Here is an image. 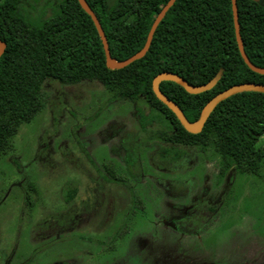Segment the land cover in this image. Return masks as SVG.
Masks as SVG:
<instances>
[{
  "label": "rangeland",
  "instance_id": "374dc122",
  "mask_svg": "<svg viewBox=\"0 0 264 264\" xmlns=\"http://www.w3.org/2000/svg\"><path fill=\"white\" fill-rule=\"evenodd\" d=\"M52 3L22 11L41 25ZM110 97L98 80L44 82L0 158V264H264V165L220 174V155L195 146L156 163L161 126L141 131L132 102Z\"/></svg>",
  "mask_w": 264,
  "mask_h": 264
},
{
  "label": "trees",
  "instance_id": "16d2710c",
  "mask_svg": "<svg viewBox=\"0 0 264 264\" xmlns=\"http://www.w3.org/2000/svg\"><path fill=\"white\" fill-rule=\"evenodd\" d=\"M32 1H35L34 3ZM0 0V158L12 147L20 125L42 108V86L49 78L63 83L98 80L111 100L133 102L141 128L157 122L156 137L166 159L182 155L184 146L213 148L222 172L258 173L264 165V92L245 90L222 100L201 132L185 129L177 115L154 93V77L172 71L201 87L190 93L172 80L160 88L190 121L226 88L244 82L264 84V73L244 61L236 39L231 0H177L159 23L147 53L121 68L107 66L100 34L79 0H48L52 12L32 24L23 7L38 0ZM98 16L111 55L125 60L145 45L154 19L168 0H86ZM244 47L249 59L264 68V0H237ZM44 16V14H43ZM144 101L147 111L141 104ZM130 152V151H129ZM127 153L126 161L130 153ZM76 189L66 200L74 198Z\"/></svg>",
  "mask_w": 264,
  "mask_h": 264
},
{
  "label": "water",
  "instance_id": "95a60500",
  "mask_svg": "<svg viewBox=\"0 0 264 264\" xmlns=\"http://www.w3.org/2000/svg\"><path fill=\"white\" fill-rule=\"evenodd\" d=\"M177 0H168V2L162 7V9L158 12L156 15L154 22L151 26V29L148 33L147 41L143 48L136 52L134 55L130 56L129 58L125 60L118 61L116 60L112 55L109 47V42L107 40V36L105 34V31L103 29V26L96 15V13L91 9V7L87 4L86 0H79L81 6L86 10V12L92 17L96 28L100 34L104 50H105V55H106V63L107 66L111 68H121L129 65L133 61L142 58L147 51L149 50L154 33L161 22V20L166 16L167 12L169 9L175 4ZM232 2V11H233V18H234V25H235V33H236V39L238 43V47L240 50V53L246 62V64L253 70L259 72V73H264V68L258 67L255 64L252 63V61L249 59L244 43H243V38L241 35V29H240V22H239V11H238V3L237 0H231ZM6 47V43L0 40V56L4 52ZM172 80L175 81L176 83L182 85L188 92L190 93H200L203 92L207 89H210L212 87V84L206 85V86H201V87H196L192 86L187 82L186 79H184L182 76L179 74L172 72V71H163L157 74L152 82V88L155 93V95L162 100L180 119L182 125L185 127V129L191 133H199L202 131L206 120L210 116L211 112L214 110V108L225 98L231 96L234 93L240 92V91H245V90H258V91H263L264 92V84L261 83H256V82H244V83H237L234 84L225 90L219 92L216 94L206 105L205 109L201 113L200 117L196 121H190L188 117L185 115L183 109L172 99H170L167 95L163 93V91L160 88V82L162 80Z\"/></svg>",
  "mask_w": 264,
  "mask_h": 264
},
{
  "label": "flooded vegetation",
  "instance_id": "af4514ba",
  "mask_svg": "<svg viewBox=\"0 0 264 264\" xmlns=\"http://www.w3.org/2000/svg\"><path fill=\"white\" fill-rule=\"evenodd\" d=\"M115 100V99H114ZM118 100H126V99H118ZM117 101V100H116ZM128 101H130V100H128ZM130 102H132V101H130ZM132 104H133V102H132ZM139 105H144V106H147L146 104H144V101H142L141 102V104H139ZM133 106H134V104H133ZM136 111V108H135V106H134V110L132 111V114H134L135 116H136V118H137V120H138V123H139V125H140V128H141V124H140V121H139V118H138V115H137V113L135 112ZM155 123V122H154ZM153 124V123H152ZM152 124H150V126L152 125ZM149 126V127H150ZM141 131H144L142 128H141ZM144 132H148V130L147 131H144ZM157 135H156V131H154V133L152 134V138H155ZM135 138H137V137H135ZM157 138V137H156ZM133 140L132 139H129L128 141H125L124 142V150H125V162H126V164H127V166L126 167H130L131 165H129V163H128V161H126V158H127V153L129 152V151H131V148H130V144H131V142H132ZM156 143H158V145L156 144ZM142 144L143 145H145L143 142H142ZM147 144H148V142H147ZM155 145L156 146V152H155V157H154V159H155V162L156 163H158L160 160H163V161H161L162 163H164V164H166L167 163V161L169 160L170 161V163H173V162H176L178 159H180L181 157H182V155H183V153H182V155L180 154L179 156H177L176 158H174V159H166V156L164 155V153L162 152V148H161V146L162 145H164L165 144V141L162 139V138H158V141H154V143H152L151 145ZM125 146H127V147H125ZM141 146V145H140ZM139 146V147H140ZM183 148V147H182ZM200 149V148H199ZM139 151V148H138V150H137V152ZM138 155H139V152H138ZM140 157V156H139ZM160 159V160H159ZM92 160V159H91ZM93 162H94V160H92ZM95 163V162H94ZM157 166H160V165H158V164H156ZM137 166H140V165H137ZM129 172V174H131L132 176L133 175H137V172H133V171H128ZM219 173L220 174H225V173H223L222 172V169H220V171H219ZM137 176H139V175H137ZM141 176V175H140ZM105 177L110 181V182H117V183H124V184H126V182L125 181H123V180H121V179H117V178H114V179H111V178H109V177H107L106 175H105ZM129 188H130V186H129ZM209 211L210 212H215L216 210H217V207H215V205H213L212 207L210 206L209 207ZM198 212H199V210L196 208V209H193V207H192V209H191V212L187 215V216H185V217H192V216H194V214H198ZM198 216V215H197ZM197 216H195L196 217V222L198 223V224H200L201 223V219H198V217Z\"/></svg>",
  "mask_w": 264,
  "mask_h": 264
}]
</instances>
